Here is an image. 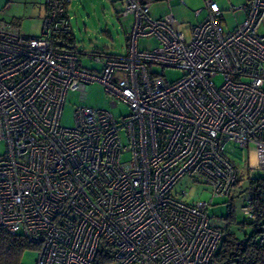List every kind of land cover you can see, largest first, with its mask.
Segmentation results:
<instances>
[{
    "label": "built area",
    "instance_id": "1",
    "mask_svg": "<svg viewBox=\"0 0 264 264\" xmlns=\"http://www.w3.org/2000/svg\"><path fill=\"white\" fill-rule=\"evenodd\" d=\"M71 1L44 0L39 36L0 20V228L35 245L34 264H94L100 247L109 264H245L212 261L224 232L208 206L239 177L234 146L254 144L261 173L249 177L264 176V0L238 7L245 19L230 31L204 0L207 14L188 34L171 13L153 18L152 0H122L126 53H90L100 65L90 68L67 41ZM145 38L155 45L140 49ZM155 66L182 75L168 81ZM94 82L126 114L78 105L74 126L62 127L67 92L84 101ZM183 178L211 199L182 202ZM240 210L257 221L249 199Z\"/></svg>",
    "mask_w": 264,
    "mask_h": 264
},
{
    "label": "rangeland",
    "instance_id": "2",
    "mask_svg": "<svg viewBox=\"0 0 264 264\" xmlns=\"http://www.w3.org/2000/svg\"><path fill=\"white\" fill-rule=\"evenodd\" d=\"M217 9L222 12L221 26L224 31H230L245 19V12L237 9L245 5L247 0H212ZM234 7L235 10H231ZM122 8L121 0H72L68 4V18L70 21V34L73 38L75 51L81 56L82 65L90 68L98 67L92 62L88 55L91 52L102 51L109 55H121L126 52L127 38L129 35L131 19L123 18L120 14ZM45 13L44 0H0V20L12 22L20 27V31L32 36H39ZM154 38L140 39L138 46L146 49L155 45ZM153 70L168 81L179 78L182 71L174 68H161L155 66ZM216 85L222 82V77L214 78ZM84 101L80 99L79 91H68L62 112L60 114V124L62 127L72 128L74 126V108L78 105H86L110 110L114 115L126 114L127 106L118 103L117 107L111 108L109 105L111 98L104 92L100 83H91L86 89ZM5 143L0 140V155L5 153ZM255 146L249 145L244 148L234 146L230 152V157L238 167L240 185L231 190L228 196L215 198L208 206V214L216 223L220 224L222 218L226 216L228 205H232L236 213V223L229 227V231L238 238H243L245 234L252 232V226L246 225L248 222L244 218L241 207L248 199L246 183L249 174L255 175L261 171H254L257 166ZM185 192V195H182ZM174 193L180 200L193 203L198 200L208 202L211 199L209 188L201 183L183 178L174 187ZM245 224V227H243ZM21 264H34L37 252L33 249L23 251ZM117 264V263H113Z\"/></svg>",
    "mask_w": 264,
    "mask_h": 264
},
{
    "label": "trees",
    "instance_id": "3",
    "mask_svg": "<svg viewBox=\"0 0 264 264\" xmlns=\"http://www.w3.org/2000/svg\"><path fill=\"white\" fill-rule=\"evenodd\" d=\"M71 45L74 43L70 36L67 40ZM101 52L102 51H95ZM91 52V53H95ZM105 53V52H103ZM107 54V53H105ZM109 55V54H107ZM120 56V55H110ZM234 162V161H233ZM246 191L249 194L248 199L251 202L255 212L257 213V221L245 222L246 225H251L253 228L250 234H245L243 238H238L234 233L229 231V227L236 223V213L232 205H228V211L225 217L222 218L224 236L219 249L213 255V262L220 263L227 258L240 256L244 259L245 264H264V244L257 242L260 235L259 222L264 219V176L256 175L249 177L246 180ZM241 180H235L233 188L240 185ZM243 224V227H245ZM36 249L35 245L21 235H13L5 229L0 228V264H21L23 251ZM110 248L100 247L95 258L94 264H109L112 262Z\"/></svg>",
    "mask_w": 264,
    "mask_h": 264
},
{
    "label": "crops",
    "instance_id": "4",
    "mask_svg": "<svg viewBox=\"0 0 264 264\" xmlns=\"http://www.w3.org/2000/svg\"><path fill=\"white\" fill-rule=\"evenodd\" d=\"M182 1V2H181ZM152 0L153 4L150 10L153 18H162L171 13L175 18L172 27L175 30L188 34L190 25H195L203 21L207 10L203 9L204 0ZM122 2V0H121ZM196 15L194 11L201 9Z\"/></svg>",
    "mask_w": 264,
    "mask_h": 264
}]
</instances>
